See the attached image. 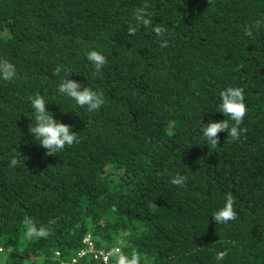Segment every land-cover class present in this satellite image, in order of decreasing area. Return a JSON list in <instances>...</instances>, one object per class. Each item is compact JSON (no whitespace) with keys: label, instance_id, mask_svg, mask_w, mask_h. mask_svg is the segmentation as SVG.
Returning <instances> with one entry per match:
<instances>
[{"label":"trees","instance_id":"trees-1","mask_svg":"<svg viewBox=\"0 0 264 264\" xmlns=\"http://www.w3.org/2000/svg\"><path fill=\"white\" fill-rule=\"evenodd\" d=\"M145 5L152 25L129 36ZM91 49L107 58L100 74ZM0 58L17 68L0 80V264H105L81 255L87 237L120 248L110 264L133 251L139 264H216L218 250L220 264H264V0H0ZM60 65L103 93L98 111L56 91ZM230 85L244 89V132L210 148L202 122L226 119L215 110ZM37 93L79 143L46 154L29 132ZM228 192L237 217L216 224ZM26 220L48 235L25 238Z\"/></svg>","mask_w":264,"mask_h":264},{"label":"clouds","instance_id":"clouds-1","mask_svg":"<svg viewBox=\"0 0 264 264\" xmlns=\"http://www.w3.org/2000/svg\"><path fill=\"white\" fill-rule=\"evenodd\" d=\"M134 23H129L127 33L129 36H135L138 28L142 25L150 27L152 25V14L148 11L147 6L139 7L133 13ZM261 21H256L259 26ZM156 36L160 37L161 48L168 46V40L165 38L167 29L159 24L152 27ZM245 35L251 36V27L245 29ZM86 59L90 62L93 74H100L102 68L107 64V58L102 51L91 49L86 52ZM65 75L60 79L56 91L63 97L70 98L75 102V106L86 108L88 112L98 111L105 103L102 92L93 89L91 86H84L77 80L71 79L73 72L69 71L63 65L54 69V74L59 75L61 72ZM17 75L15 64L8 59L0 58V80L12 81ZM219 104L215 111L224 114L226 119L213 120L209 119L207 124L202 122L201 133L210 148L218 146V133L227 131L228 138L238 141L244 129L240 127L243 123L247 112L244 89L239 86H227L219 93ZM47 101L44 95L37 93L30 97L32 116L29 132L31 136L38 141L39 145L46 149L47 155H55L64 150L65 146H72L79 143L77 131H73V126L57 119L54 114L48 110ZM35 121L34 125L32 121ZM231 121V123H230ZM228 140V139H227ZM19 163L18 159L13 156L9 161L10 167H15ZM187 180L186 176L176 175L171 178V184L183 186ZM235 199L231 192L225 194L223 205L213 212L212 219L216 224L226 225L234 221L237 212L234 207ZM48 232L43 228L37 231L31 226V221H25V238L46 237ZM227 255L226 250H218L215 254L216 264H220ZM116 264H139V257L135 251L130 256L120 254L116 257Z\"/></svg>","mask_w":264,"mask_h":264},{"label":"built area","instance_id":"built-area-1","mask_svg":"<svg viewBox=\"0 0 264 264\" xmlns=\"http://www.w3.org/2000/svg\"><path fill=\"white\" fill-rule=\"evenodd\" d=\"M85 242L88 244V247H87V249H84L81 252V255L91 254L95 259L101 260L105 264H110L111 257L120 252V248H118V247L113 252L106 251L103 249H96L91 244L90 237H87L85 239Z\"/></svg>","mask_w":264,"mask_h":264}]
</instances>
